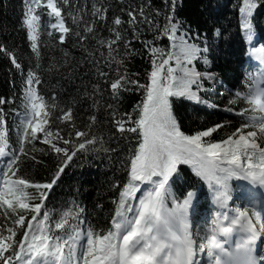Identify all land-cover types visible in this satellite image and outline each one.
<instances>
[{
  "label": "snow or ice",
  "instance_id": "1",
  "mask_svg": "<svg viewBox=\"0 0 264 264\" xmlns=\"http://www.w3.org/2000/svg\"><path fill=\"white\" fill-rule=\"evenodd\" d=\"M178 3L165 0L164 9L151 13L150 3L125 5L121 12L127 19L114 15L109 21L104 0H21V26L32 52L26 72L15 52L0 43V53L22 76L20 107L12 109L14 140L0 107V264H204V257L207 264H264V250L259 248L264 245V197L256 192L264 189V71L246 72L243 89L227 90L230 98L223 111L233 113L238 124L224 138L213 139V134L225 122L185 130L175 101L207 104L202 93L222 83L213 70V58L223 32L213 27L212 37L193 33L178 16ZM258 9L264 10V0H241L238 7L239 26L249 44L256 38ZM41 12L50 18L48 36L56 32L60 44L69 34L76 37L81 56L75 64L72 54L63 51L59 61L53 57L42 69ZM125 25L136 39L143 35L141 27L152 32L151 40L141 41L150 62L145 83L127 72L130 41L123 35ZM100 28L110 35L103 36ZM165 39L167 45L162 43ZM89 41L95 50L88 47ZM250 52L264 62V43ZM86 65L95 69L114 99L127 92L142 93L122 115L107 104L110 119L104 123L115 129L107 139L98 131L103 125L97 115H90L81 129L71 106L55 102V93L49 103L39 91L42 72L67 68L71 80L76 69ZM84 95L99 111L101 84H93ZM8 102L0 97V105ZM117 134L123 139L131 135L136 143L123 164L125 178L109 186L115 196L108 226L99 228L75 200L54 214L46 202L65 169L85 155L105 154L111 162L117 149L108 142ZM38 154L56 159L46 180L23 171L29 161L43 163ZM182 166H190L211 190L214 211L203 224L193 219L197 188L190 186L179 195L174 189L182 181ZM233 181L246 182L247 206H232Z\"/></svg>",
  "mask_w": 264,
  "mask_h": 264
},
{
  "label": "trees",
  "instance_id": "2",
  "mask_svg": "<svg viewBox=\"0 0 264 264\" xmlns=\"http://www.w3.org/2000/svg\"><path fill=\"white\" fill-rule=\"evenodd\" d=\"M80 2L90 4L97 0H80ZM104 3L109 8V21L114 15H121L122 18L127 19L126 13L121 12V8L125 5L131 4L135 7L150 3V13L151 9H164L165 7V0H104ZM240 3L241 0H179L177 7L178 16L185 21V27H190L193 33L200 32L201 35L207 33L209 37H212L213 27H220L223 32V39L219 41V47L213 58V70L219 73L222 83L211 86L208 92L202 93L207 104H197L187 100L175 101V111L185 130H200L211 127L215 123L225 122L224 127L213 134V139L224 138L237 126L238 118L231 112L223 111V107L230 98L227 90L243 89L245 73L249 72L250 68L245 62L247 49L264 43V10H257L254 21L256 38L249 44L244 31L239 26L238 7ZM21 11V0H0V43L15 52L17 59L25 65L26 72L32 52L26 38V31L21 26ZM40 15L42 69H46L53 62V57L59 61L63 51H69L72 54L75 58L73 64H75L81 56L80 49L75 46L76 37L69 34L64 44H60L57 33L53 32L51 37L47 34L50 18L43 12ZM158 19L160 24L164 23L163 17ZM69 25L71 26V21H69ZM124 29L123 35L130 41V47L126 49L129 53L125 60L127 72L133 79H139L141 83H145L147 72L150 70V62L149 53L141 41L151 40L152 32L146 26L141 27L143 35L136 39L127 25L124 26ZM98 31L105 37L110 35L105 28H100ZM162 43L167 45L168 41L165 39ZM88 47L95 50L92 41H89ZM124 49L125 45L121 42V50ZM97 58H100L99 52H97ZM100 67L102 71L107 70L103 65ZM198 67L201 65L198 64ZM254 70L256 72L263 71L264 64ZM85 71H88L89 74L85 75ZM76 72L77 76L71 80L67 68L54 69L51 73L42 72V84L39 86V91L49 103L52 102L55 93V102L62 107L71 106L76 124L81 129L88 123L90 115H97L98 121L103 125L98 128V131L104 132L107 139L108 134L115 132L110 123H104L110 119L107 104H113L118 115H122L132 110L134 105L142 99V93H123L121 98L116 100L110 95L103 81L95 75V69L91 65L77 68ZM95 83H100L102 88V95L98 97L100 100L99 111L92 108V99L84 95L85 90L91 92L92 85ZM21 87L20 72L14 68L3 53H0V97L9 101L0 107H3L7 114L9 135L13 140L15 134L12 129L15 128L16 117L12 109L20 107ZM216 105L220 107H215ZM58 114V112L54 113V116ZM60 126L64 127V125ZM135 143L136 140L133 136L129 135L123 139L117 134L108 142L109 147L117 149L115 153H111V162L105 154L74 158V162L65 169L57 186H54L49 194V199L46 202L47 207L55 214L75 200L85 208L88 218L93 223L101 229L106 228L114 208L112 199L115 196V191L109 190V186L112 181L125 178L123 164L126 163L128 149L132 148ZM37 146L44 147L39 141H37ZM38 156L43 163L29 161L23 171L35 180H46L55 168L56 159L52 155L38 154ZM181 176L182 181L174 185L178 195L190 186L200 189V198L196 201V213L193 219L195 224H203L208 219L207 214L212 205L211 190L206 183L195 177L190 166H182ZM232 188L233 199H236L240 205L243 204V201L238 199L245 194L246 188L242 181H233ZM97 204L102 205V208H96ZM247 204L248 202L244 203V207Z\"/></svg>",
  "mask_w": 264,
  "mask_h": 264
},
{
  "label": "rangeland",
  "instance_id": "3",
  "mask_svg": "<svg viewBox=\"0 0 264 264\" xmlns=\"http://www.w3.org/2000/svg\"><path fill=\"white\" fill-rule=\"evenodd\" d=\"M246 58H247L246 60H248L249 62H252V64H254L255 61H257L255 56H253L250 51H248V55H247ZM245 184H246V182H245ZM256 192H257L258 196L264 197V189H257ZM199 194H200V192L197 191V196L198 197H199ZM231 204H232V206H239L240 207V205H238L234 200L231 202ZM204 264H207V261H204Z\"/></svg>",
  "mask_w": 264,
  "mask_h": 264
}]
</instances>
